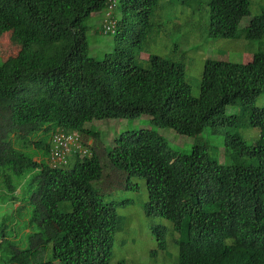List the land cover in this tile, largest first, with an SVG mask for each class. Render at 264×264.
Masks as SVG:
<instances>
[{
  "label": "trees",
  "instance_id": "16d2710c",
  "mask_svg": "<svg viewBox=\"0 0 264 264\" xmlns=\"http://www.w3.org/2000/svg\"><path fill=\"white\" fill-rule=\"evenodd\" d=\"M113 1L111 35L102 34L109 0H0V37L7 34L17 47L0 63V203L30 207L24 229H31L21 250L0 233V251L9 250L4 264H108L117 216L94 189L105 167L126 184L144 182L145 214L178 234L172 264H264V104L253 106L264 95V11L241 31L259 50L244 64L205 60L192 97L181 63L151 54L137 59L157 0ZM94 13L102 14L98 32L111 35L113 45L100 59L84 54L82 24ZM206 13L208 39H234L248 1L207 0ZM232 105L258 135L249 145L222 132L230 157L224 163L202 142L175 151L151 129L116 134L101 148L106 166L84 141L99 140L85 124L140 115L188 137L234 128L239 116L224 115ZM56 132L78 134L86 154L71 153L64 166L51 168ZM164 236L156 231L160 250ZM48 249L53 260L41 261Z\"/></svg>",
  "mask_w": 264,
  "mask_h": 264
},
{
  "label": "rangeland",
  "instance_id": "374dc122",
  "mask_svg": "<svg viewBox=\"0 0 264 264\" xmlns=\"http://www.w3.org/2000/svg\"><path fill=\"white\" fill-rule=\"evenodd\" d=\"M248 15L242 18L237 26V37L234 39L210 40L203 32L207 21V0H157V7L153 19V28L145 36L142 52L137 59H145L151 54L158 57L179 62L184 67V80L189 86L190 95L197 97L202 64L205 60L222 61L227 63L244 64L250 56L259 50L257 42H248L243 39L241 31L246 27L250 18L264 11V0H247ZM102 19L101 13L92 14L82 26L85 28L86 50L88 57L100 59L103 53L112 49L111 35L105 36L98 32ZM264 41V38L261 42ZM17 52V47L10 43L8 35L0 37V63ZM143 53V54H142ZM264 104V95L255 98L253 106L260 107ZM224 115H238V105L227 106ZM238 126L232 128L225 126L215 129H205L199 134L188 137L175 133L172 130L160 129L149 124L144 115L133 120H103L84 125L99 134V140L86 138L89 147L99 156L101 164L106 166L101 148H106L112 143L116 134L131 130L151 129L156 131L165 145L179 152H187L193 143L202 142L207 145V154L217 162L230 161L226 159L221 133H235L247 144H252L257 139L258 132L247 125V118L237 117ZM43 139V135H37ZM122 176H118L104 168L99 186L94 189L110 203L117 216V229L111 244V257L108 264H172L175 254L170 243L178 240L177 233L172 230L170 223L156 216H148L144 212L146 191L144 182L139 178H130L124 183ZM18 204L10 202L0 203V233L3 239L15 246L14 249L26 248L23 236L31 229H24L30 207L15 211ZM164 230V250L157 248L156 231ZM1 238V237H0ZM12 246V247H13ZM9 250L3 247L0 251V264H4ZM176 252V248H175ZM170 258V256H173ZM53 260L50 249L46 250L41 261Z\"/></svg>",
  "mask_w": 264,
  "mask_h": 264
},
{
  "label": "built area",
  "instance_id": "2783aa9c",
  "mask_svg": "<svg viewBox=\"0 0 264 264\" xmlns=\"http://www.w3.org/2000/svg\"><path fill=\"white\" fill-rule=\"evenodd\" d=\"M110 4L107 6L103 13L102 20V34L114 33V21L111 17L113 10V0H109ZM51 150L48 156V165L51 168H60L65 165L67 157H71V153H77L80 156L86 154V149L82 148L83 141L81 137L76 133H62L56 132L53 134L50 140ZM89 146V142H85Z\"/></svg>",
  "mask_w": 264,
  "mask_h": 264
}]
</instances>
